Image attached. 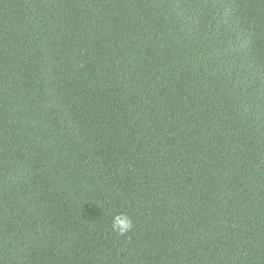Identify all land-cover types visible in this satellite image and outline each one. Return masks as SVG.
<instances>
[{
  "label": "trees",
  "instance_id": "1",
  "mask_svg": "<svg viewBox=\"0 0 264 264\" xmlns=\"http://www.w3.org/2000/svg\"><path fill=\"white\" fill-rule=\"evenodd\" d=\"M0 264H264V0H0Z\"/></svg>",
  "mask_w": 264,
  "mask_h": 264
},
{
  "label": "clouds",
  "instance_id": "2",
  "mask_svg": "<svg viewBox=\"0 0 264 264\" xmlns=\"http://www.w3.org/2000/svg\"><path fill=\"white\" fill-rule=\"evenodd\" d=\"M111 231L120 237H127L134 230L133 218L126 212L114 213L110 225Z\"/></svg>",
  "mask_w": 264,
  "mask_h": 264
}]
</instances>
